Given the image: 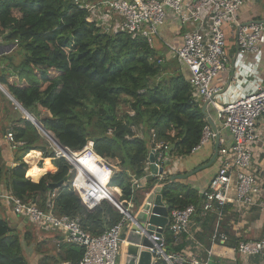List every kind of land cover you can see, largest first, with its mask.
I'll return each mask as SVG.
<instances>
[{
  "label": "trees",
  "instance_id": "16d2710c",
  "mask_svg": "<svg viewBox=\"0 0 264 264\" xmlns=\"http://www.w3.org/2000/svg\"><path fill=\"white\" fill-rule=\"evenodd\" d=\"M0 36L3 45L16 46L12 53L0 56L4 64L0 84L51 133V137L44 135L57 148L58 157L75 159L84 167L86 158L66 148L82 151L93 141L96 154L115 167L109 185L121 190V205L144 198L135 194L134 181L146 176L157 145H170L169 157L179 158L191 156L200 145L209 124L193 100L188 79L176 60L159 63L162 55L145 38L104 31L89 21L88 13L78 9L73 0H0ZM0 95L15 111L11 130L15 142L23 144L13 151V167L5 163L0 142V186L4 183L11 196L34 203L44 212L77 220L92 236L124 221V215L108 201L93 210L83 204L71 189L69 163L57 159L42 131L1 91ZM39 108L47 109L50 115L41 119ZM35 151L43 153L46 167L53 159L57 171L37 169L40 154ZM97 155L94 164L104 163ZM24 159L30 165L29 177L34 178L28 177ZM38 175L43 176L36 182ZM66 179L64 187L52 188ZM150 183L148 191L157 184L163 188L169 211L199 205V196L188 187L169 179L159 182L156 177ZM198 219L202 232L197 239L209 250L216 215L209 213ZM227 233L229 244L236 247L240 239ZM163 236L167 255L180 254L182 242L168 228ZM33 237L36 233L27 230L21 235L7 219L0 218V264H28L24 246ZM62 243L58 254L44 257L41 264H80L86 249ZM157 264L168 263L159 259Z\"/></svg>",
  "mask_w": 264,
  "mask_h": 264
},
{
  "label": "built area",
  "instance_id": "2783aa9c",
  "mask_svg": "<svg viewBox=\"0 0 264 264\" xmlns=\"http://www.w3.org/2000/svg\"><path fill=\"white\" fill-rule=\"evenodd\" d=\"M249 1L257 0H73L78 9L88 13V20L104 31L145 38L154 49L157 42L163 40L162 34L169 17L177 20L183 29V42L177 46L167 43V52L188 71L193 100L199 105H213L222 129L231 136L229 145L225 141L220 143L216 159L218 171L202 193L201 208L191 205L169 211L166 228L177 239L187 233L193 219L213 213L216 221L212 242L226 244L230 237L222 228L229 212L243 214L254 210L264 213V89L257 87L256 91L244 97L220 103L217 98L224 94L223 88L213 85L230 66L229 33L244 56L257 57L264 48V21H238L239 13ZM159 63H165V60L160 59ZM217 135H220L219 131L215 133L208 125L200 145L192 154L207 143L214 142ZM7 140L13 151L21 145L15 142L13 133H8ZM66 149L71 153H81L87 160V165L82 167L75 159L59 157L72 167L71 189L89 210L104 201L111 203L113 198L119 201L121 197L118 198L109 185L115 167L96 154L93 141L90 140L82 151ZM156 150L155 165L160 170L168 162L171 146L159 144ZM95 155L105 163L106 168L94 164ZM164 174L155 177L162 182L166 179ZM136 187L139 188L138 181ZM6 198L11 202L15 215L27 218L47 232L61 233L66 244L84 247L86 251L80 264H118L121 247L126 243L122 234L134 223L123 214L124 221L100 236H92L83 231L77 220L68 216L44 212L36 204L25 203L11 195ZM142 233L154 245L149 249L153 255L152 264H157L159 259L168 264L187 263L181 256L167 255L164 236L147 231ZM234 249L242 257H264V239L239 240ZM189 264L202 263L192 260Z\"/></svg>",
  "mask_w": 264,
  "mask_h": 264
},
{
  "label": "crops",
  "instance_id": "0c3cea01",
  "mask_svg": "<svg viewBox=\"0 0 264 264\" xmlns=\"http://www.w3.org/2000/svg\"><path fill=\"white\" fill-rule=\"evenodd\" d=\"M258 1L259 0H257L256 2L249 1L244 6V8L241 10V12L238 15L239 22L247 23L251 21H264V14L261 11L260 6L258 5L259 4ZM182 37H183V30L180 23L177 20L169 17L167 25L164 28L162 34L163 40L157 42L155 49L159 51V54L162 55L161 57L165 61L176 60L170 53L167 52V43H170L175 46L181 45L183 42ZM228 41H229L228 49H229L230 61H231L229 69L226 72H222L219 75V77L214 81L213 85L215 87H222L224 91L223 95H225L227 92L232 91L231 93L232 95H234V98L236 99L244 97L250 93H253L254 91H256L257 87H262L264 89V48L257 57L244 56L239 52L237 46L235 45L234 39L230 33L228 36ZM4 46H8V45H4ZM181 70L184 73L185 77L188 78L189 76L188 71L186 69L184 70L182 67ZM203 105L204 104H200L201 108L203 107ZM207 113L209 114V117L214 121L220 133V137H221L220 143L225 141V143L229 145L231 143V136L226 130L222 129L217 118L216 109L213 107V105L211 104L208 105ZM215 141L209 142L210 146L207 151V156H205L204 158L197 159L196 166L192 170L191 169L186 170L185 168H183V166L180 163L181 158L174 157L175 160L169 161L167 163V167L166 165L164 167L165 170L164 176L166 177V179L170 180L174 176L187 175L191 172H194L196 169L201 168V170H198V172H194V174L188 177L187 179L175 181L178 184H181L185 187L190 188L191 190H194L200 198L202 193L207 190L211 179L218 171L219 163L217 162V160L214 161V163L212 162L215 153ZM1 145L3 146V157L5 163L7 164V166L15 167L13 150L7 144L6 141H2ZM37 153L40 154L37 163L41 164L42 167L44 168H49L47 169L46 172L55 173L57 170L52 165V161L50 160L51 162L50 166L46 167V159L43 158L41 152H37ZM207 158L208 160H206ZM204 160L206 161L204 162ZM25 163L28 166H30L26 160ZM207 165L209 167H207ZM153 177H155V175L152 172L151 165H149L147 167L146 176L141 179H136L134 181V187L136 186V182L137 181L139 182V188L136 187L134 190L135 194L138 195L139 197H145L146 194L151 192L150 190L148 191L146 189L150 186L152 187L150 181L151 179H153ZM157 186H160V184H157L156 187ZM112 191H114L115 195L118 198L121 197L120 196L122 195L121 190L112 188ZM10 194L11 193L7 189V186L4 183H2L0 186V218L7 219L11 228L19 232L21 235H23L24 233L27 232V230L29 231L28 228L31 226V224L27 218H23L15 215V213L13 212L11 202L6 198ZM163 201L168 207V204L164 198ZM125 203H127L126 207L124 206ZM125 203L124 204L122 203L124 208L127 209L129 212H131L132 209L133 212L131 213L134 214L136 212L134 201H129ZM222 230L225 233H227V231L232 233L235 238L237 237L236 239L238 240L263 239L264 213L254 210L247 212V214H241L235 211H231L228 213V215L224 220ZM201 232H202V222L199 221L198 218L193 219L187 233H185L184 235L178 238L179 242H182V244L184 245V248L181 250L180 254H175L174 256L176 255L181 256L184 259H186L187 262H190L192 260H198L202 264H264V257L246 258L240 256L235 251L234 249L235 247L229 244L230 241L226 244L212 242L211 248L207 250L205 245L203 244V241L201 242L197 239V234H201ZM47 233L48 235H46L42 239L39 236L36 239L37 243L43 244L41 248L38 247L37 251L33 253H32V249H30L31 255L29 254L30 256L29 255L26 256L29 264H41V260L44 257L56 256L60 251V245L61 242H63V240H58V239L59 236L61 237L63 235L57 232L52 233V231L51 233L50 232ZM163 234H165V230ZM227 234L229 235V233ZM62 244H66V243L63 242ZM57 245L59 247H57ZM39 248L42 249L43 252H39L40 251ZM46 249H48L49 253L44 254V250ZM118 264H123L122 254H120L118 258Z\"/></svg>",
  "mask_w": 264,
  "mask_h": 264
},
{
  "label": "water",
  "instance_id": "95a60500",
  "mask_svg": "<svg viewBox=\"0 0 264 264\" xmlns=\"http://www.w3.org/2000/svg\"><path fill=\"white\" fill-rule=\"evenodd\" d=\"M15 45H8L0 47V56L10 54L15 50ZM0 91L14 104V106L25 116L27 121L31 122L38 130L49 135V133L41 124L31 118V115L23 106L18 103L13 96L0 84ZM209 103H205L202 107V112L205 115L208 124L211 126L212 130L217 133L218 129L214 121L209 117L207 113ZM50 136V135H49ZM51 137V136H50ZM53 137V135H52ZM58 145L62 146L59 141L53 137ZM220 148V135H217L215 141V153L213 158V163L218 157V151ZM150 164L152 172L154 175H163L164 168L158 170L155 165V154L152 153L150 156ZM207 167H209L207 165ZM201 168L196 169L194 172H198ZM194 172L187 175L174 176L170 181L185 180L192 176ZM68 179L65 181L51 185L53 189H58L64 187ZM163 188L161 186L155 187L151 192L145 195L144 198H136L134 204L136 212L132 214L123 205L119 203L115 198L112 199L111 203L118 209L122 214L130 217L133 220L130 229L125 230L122 236L125 238L126 243L121 247V254L123 255V264H152L153 255L150 253L149 249L153 248V243L143 235L142 231H147L149 234H155L160 237L163 236L164 229L168 224L169 208L163 201L162 195ZM203 201V194L200 197V203L198 209L201 208Z\"/></svg>",
  "mask_w": 264,
  "mask_h": 264
},
{
  "label": "rangeland",
  "instance_id": "374dc122",
  "mask_svg": "<svg viewBox=\"0 0 264 264\" xmlns=\"http://www.w3.org/2000/svg\"><path fill=\"white\" fill-rule=\"evenodd\" d=\"M258 3H259L258 5L261 8V11L264 14V10H263L264 9V0H259ZM172 64L173 63H171V66H172ZM171 66H169V67H171ZM2 67H4V64L2 63V59H0V71L2 70ZM173 67L174 68L175 67L177 68V66H173ZM170 70H172V69H170ZM231 92L232 91L227 92L225 95L219 96L217 100L220 103H227L228 101H231L233 99H236V98H234V95H232ZM39 111H40L41 119L42 118H45L46 116H49L50 115V112L47 109L39 108ZM14 114H15V111H14L13 107L9 104V102L4 97H2L0 95V142L1 141H6L9 146H10V144H9V142L7 140V135H8V133H12L11 128L14 126V119H12V116ZM31 118L33 120L37 121L35 116L31 115ZM2 131H5V133H3ZM41 134L46 137V135H44L45 133L42 132ZM46 138L51 143L50 146H49V149L55 153V156L58 159L59 157L57 156V154L55 152L57 150V148L53 145V143H52V141H51L50 138H48V137H46ZM209 146H210V144L208 143V144H206V146L201 151H198L196 154L191 155V156L182 157L180 159V163L183 166V168H185L186 170H188V169L189 170L190 169L191 170L194 169V167L196 166L197 159L204 158L205 156H207V151L209 149ZM21 147H23V144L22 143H21V145L18 146V148H21ZM54 148H55V150H54ZM7 149H9V148H7ZM49 149H48V151H49ZM42 155H43V153H42ZM81 156L84 157L82 154H81ZM50 160L52 161V165L54 166L53 159H50ZM172 160L173 161L175 160L174 157H169L168 158V162L169 161H172ZM206 160H208V158ZM206 160H204V162ZM109 163L111 165H113L112 162L109 161ZM37 164H36L37 165V169L38 168H40V169H47V168L42 167L41 164H39V163H37ZM166 167H167V165H166ZM54 168H55V166H54ZM29 169H30V166L27 165V175H28V177H29V172H30ZM40 177H41V175H38V177L35 178L36 181H38L40 179ZM29 178H34V177H29ZM135 188H136V186H135ZM131 212H133L132 209H131ZM255 213H258V212H255ZM243 214H247V212H245ZM247 217H248V215H247ZM209 220H213V216H210L209 217ZM28 229H29V231L31 233H34V234L36 233V238L33 237V241L32 242L30 240L28 242H26V244L24 246L25 256H28L30 254V249H32V253H33V252H36L37 251V248L38 247H40V248L42 247L43 244L36 242V239L38 238V236L41 237V239H42L43 237H45L46 235H48V233L44 229L39 230L35 226H33L31 228H28ZM58 245H57V247H59ZM39 252H43V250L40 249ZM47 253H49L48 252V249L44 250V254H47ZM28 264H29V262H28Z\"/></svg>",
  "mask_w": 264,
  "mask_h": 264
},
{
  "label": "bare ground",
  "instance_id": "6f19581e",
  "mask_svg": "<svg viewBox=\"0 0 264 264\" xmlns=\"http://www.w3.org/2000/svg\"><path fill=\"white\" fill-rule=\"evenodd\" d=\"M96 166H98V167H107L104 163H102V162H97L96 164H95ZM107 176H109V174L107 175ZM90 206H91V204H90ZM170 263V262H169ZM170 264H172V263H170Z\"/></svg>",
  "mask_w": 264,
  "mask_h": 264
},
{
  "label": "clouds",
  "instance_id": "9594fccd",
  "mask_svg": "<svg viewBox=\"0 0 264 264\" xmlns=\"http://www.w3.org/2000/svg\"><path fill=\"white\" fill-rule=\"evenodd\" d=\"M2 47H4V46H2Z\"/></svg>",
  "mask_w": 264,
  "mask_h": 264
}]
</instances>
